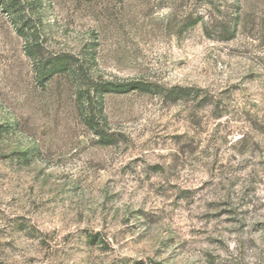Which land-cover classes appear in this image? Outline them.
<instances>
[{
    "label": "rangeland",
    "instance_id": "1",
    "mask_svg": "<svg viewBox=\"0 0 264 264\" xmlns=\"http://www.w3.org/2000/svg\"><path fill=\"white\" fill-rule=\"evenodd\" d=\"M30 13L43 56L156 86L105 92L91 125L75 79H42L0 5V264H264V0Z\"/></svg>",
    "mask_w": 264,
    "mask_h": 264
},
{
    "label": "trees",
    "instance_id": "2",
    "mask_svg": "<svg viewBox=\"0 0 264 264\" xmlns=\"http://www.w3.org/2000/svg\"><path fill=\"white\" fill-rule=\"evenodd\" d=\"M41 0H0V5L10 15L15 28L25 39L27 51L30 55L38 59L39 73L42 79L53 77L56 74H67L78 83L80 87V98L83 101L82 106L86 110V120L92 125H99L104 119L105 114L102 109L105 92H127L134 89L150 92L156 84L140 80L130 81H101L95 83L90 75L88 65H85L78 58L71 54H57L43 56L42 44L39 35V27L36 19L32 17L30 10L35 9ZM41 5V4H40ZM42 6V5H41ZM187 89H171L167 93V98L176 101L182 98ZM101 141L110 144L111 140L104 131L99 128L96 130Z\"/></svg>",
    "mask_w": 264,
    "mask_h": 264
}]
</instances>
